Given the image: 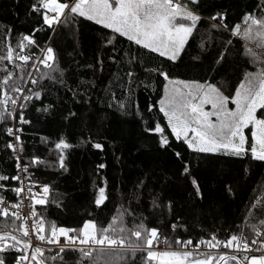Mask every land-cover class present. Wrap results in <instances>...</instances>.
<instances>
[{"label":"trees","instance_id":"obj_1","mask_svg":"<svg viewBox=\"0 0 264 264\" xmlns=\"http://www.w3.org/2000/svg\"><path fill=\"white\" fill-rule=\"evenodd\" d=\"M33 3L34 0H0V54L23 34L31 35L34 28L40 27L33 39L39 48H54L58 65L54 63L56 71L43 67L40 72L33 70L37 83L29 81L24 88L25 93L29 89L41 92L40 99L34 98L24 110L25 119L31 123H17L19 106L14 120L5 117L0 122V174L9 177L0 181L5 185L0 195L14 197L10 189L16 181L11 177L16 175L17 162L7 147L12 142L7 128L17 126L23 130L19 142L24 162L34 157L43 161L29 165L33 179L50 188L49 202L36 205V211L45 217V235L48 222L80 229L94 219L98 227L107 226L113 216L127 209L133 213L125 214L127 225L134 218L143 219L146 227L159 228L170 241L191 238L195 244L199 238L208 239L213 234L226 240L241 231L249 243L253 238L264 240V227L260 228L262 235L255 237L245 223L264 219V212L251 208L256 200L264 198V161L253 160L250 153L233 157L194 152L183 141L175 140L166 117L158 110L169 86L161 71H166L170 79L215 84L231 98L245 75L259 70L262 65L253 61L248 49L257 53L262 50L232 32L237 24L243 31L245 15L264 18V0H200L194 8L202 20L175 62L80 17L74 26H54L53 32L43 25L41 15L31 11ZM217 13L226 15L223 23L227 29L211 27L212 23L220 25L219 19H209ZM113 35L115 40L108 44ZM32 51L39 54L36 46ZM222 53L224 58L217 63ZM8 67L12 70L11 65ZM128 71L133 72L131 86ZM41 72H50L52 79L41 78ZM150 105L154 106L151 112ZM228 106L235 107L231 102ZM156 123L165 128L170 140L166 147H161L158 134L148 131ZM245 134L251 144V127L245 129ZM61 138L73 145L64 153L66 169L57 163L55 143ZM94 143H101L103 150L94 148ZM100 164L105 167L98 168ZM185 164L189 172L182 175ZM193 180L202 198L197 197ZM99 187H106L108 199L97 207ZM154 200L158 206H153ZM250 209L255 219L248 217ZM172 225H176L175 230ZM15 255L18 254H5L9 264ZM63 255L67 264H73L78 256L68 252ZM144 256L146 253L137 252L120 264H142Z\"/></svg>","mask_w":264,"mask_h":264},{"label":"snow or ice","instance_id":"obj_2","mask_svg":"<svg viewBox=\"0 0 264 264\" xmlns=\"http://www.w3.org/2000/svg\"><path fill=\"white\" fill-rule=\"evenodd\" d=\"M199 2L200 0H63V2L34 0L31 11L41 15L43 25L53 32L56 31L54 26H74L76 18L80 17L175 62L184 52L189 39L202 20V16L194 8ZM225 18L226 15L220 13L213 15L209 19L211 21L219 19L220 25L212 23L211 27L227 29V25L223 23ZM243 22L246 25L243 31L237 24L233 26L232 34L243 37L262 50L257 53L252 48L248 49L253 61L262 65L259 70L247 73L231 98L215 84L170 79L166 71H161L160 75L169 86L165 89V96L159 101L158 110L166 117L167 126L175 140L183 141L194 152L233 157H244L250 153L253 160L264 161V114L261 117L257 116L258 110L264 109V18L248 14L244 16ZM38 31L40 27L34 28L31 35L23 34L14 46L9 44L6 52L0 54V73H4L0 75V122H3L5 117L14 120L19 106L17 123L21 125L31 123L25 119L24 110L34 98L40 99L41 92H32L29 89L25 93L24 88L29 81L33 85L37 83V79L33 77V70L40 72L43 67L56 71L54 63L58 65V59L54 48L51 46L39 48L33 39ZM115 38V35L111 36L107 43L112 44ZM33 46L38 47L39 54L32 51ZM223 58L224 53L217 58V63ZM111 59L114 60L115 57ZM132 60L134 61L135 57ZM5 61L8 64H5ZM8 65L12 66V70H9ZM44 76L52 79L50 72H41V78ZM132 76L133 72L128 71L129 86ZM230 102L235 105L234 108H229ZM206 106H210V109ZM119 107L123 108L124 105L121 104ZM153 107L150 105L148 111L151 112ZM44 111H47V107ZM249 127L251 144L245 134V129ZM22 131V128H16L15 132L12 127L7 128V135L13 136L17 141V144L12 142L7 144L13 152L23 151V146L19 144L20 135L17 134ZM148 131L158 134L161 147L170 144L165 128L159 123ZM72 147L73 145L64 138L55 143V149L59 153L57 160L59 168L66 169L64 153ZM93 147L103 150L101 143H94ZM176 156L179 158L180 153L177 152ZM16 159L18 173H27L29 165L43 163L34 157L21 168L19 156ZM97 167L104 168L105 165L100 164ZM188 172L189 168L185 164L182 175ZM8 179L7 175L0 174V181ZM11 179L20 181V175ZM26 179L29 177L26 176ZM192 183L197 197L202 198L199 185L195 180ZM37 186L31 183L26 185L24 181H20V186L11 188L10 191L19 201L17 203L6 205L4 196L0 195V264H9L5 254L13 252L18 255H15L10 264H26L29 261H34L35 264H49L50 261L58 260L67 264L63 255L65 252L78 254L73 264H84V261H88L89 264H120L121 261L134 257L137 252L146 253V256L142 257V264H213L214 261L216 264L221 262L229 264L230 261L237 264L245 262L264 264V240L257 244V239L253 238L249 243L243 231L230 234L226 240L218 239L216 234L208 239L201 237L195 245L191 238L181 240L177 237L170 241L167 236L162 235L159 228L146 227L143 219L134 218L132 223L127 225L125 214L133 215L127 209L113 216L107 226L98 227L94 219L86 221L80 229L48 222V235H45V217L35 211V206H43L49 202L50 188L43 185L39 186L40 192L33 191ZM0 189H5V185L0 184ZM24 199L30 200L33 207L29 215H22L20 211H16L22 207ZM107 199L106 187H99L95 205L100 207ZM153 206H158L155 200ZM251 208L264 212V198L256 200ZM247 215L255 219L251 209ZM5 218H11L10 222ZM29 220L32 221L30 227ZM16 221L20 223L17 224ZM245 223L255 237L262 235L260 228L264 227V219H260L258 223L250 221ZM172 227L175 230L176 225ZM32 236L40 242L55 245L57 248L55 255H45L46 252H52L51 248H44L39 244L33 246ZM61 237L64 238L63 244ZM160 244H164L165 248L159 249ZM253 245L256 246L255 249ZM221 246L235 253H249L254 250L262 254L251 256L245 254L240 259L236 254H220L217 257L213 250H218Z\"/></svg>","mask_w":264,"mask_h":264},{"label":"built area","instance_id":"obj_3","mask_svg":"<svg viewBox=\"0 0 264 264\" xmlns=\"http://www.w3.org/2000/svg\"><path fill=\"white\" fill-rule=\"evenodd\" d=\"M55 27H58V26H55ZM12 128H13V131L15 132L17 126H13ZM17 134L19 135L20 133H17ZM10 137L12 138V143L13 144H17V141L15 140V138L13 136H10ZM19 144H20V142H19ZM13 155H14L15 159H16L17 156H19V158H20L19 159V163L21 165V168H23L25 162H24V160L22 158V152L17 150L16 152H13ZM16 162H17V159H16ZM16 165H17V163H16ZM18 174L20 175V181H24V183L26 185L30 184V183L38 185L37 187H35L33 189V191L40 192L41 188L39 186H43L44 184L38 183V182H36L33 179V176L31 174L30 168H28V172L27 173H24V172H19L18 173V170H17V167H16V175H18ZM26 176L29 177V179H26ZM20 181H16V186L15 187L20 186ZM21 195L23 196V194H21ZM13 196H14L13 199L4 197L5 201H6V205L8 203H17V202H19L17 197H16V195L14 194ZM32 210H33V207H32V204H31L30 200L24 199L22 207L20 209L16 210V211H20L22 215H29ZM35 211H36V206H35ZM31 223H32V221L29 220V227H30ZM71 234L72 233H70V235ZM63 243H64V238L61 237V244H63ZM259 243H260V240H257V244H259ZM32 244H33V246H36L37 244H39L41 247L51 248L52 252H54V253H56V251H57V248H56L55 245H48V244H46L44 242H40V241L36 240L35 236H32ZM193 245H195V244H193ZM252 247H253V249H255L256 246L253 245ZM164 248H165L164 244H160L159 245V249H164ZM213 251L216 253V255H220V254H228V255L236 254L238 256V258L243 257V255H245V254H247L249 256L262 254V253H259V252H255L254 250L252 252H249V253H243V252L235 253L232 250L223 248V246H221L218 250H213ZM29 256H31V252H29ZM26 264H32V261L26 262ZM245 264H247V263H245Z\"/></svg>","mask_w":264,"mask_h":264},{"label":"rangeland","instance_id":"obj_4","mask_svg":"<svg viewBox=\"0 0 264 264\" xmlns=\"http://www.w3.org/2000/svg\"><path fill=\"white\" fill-rule=\"evenodd\" d=\"M62 2V1H61ZM210 109V108H209ZM262 114H264V109H260V110H258V112H257V116L258 117H261L262 116ZM259 255H261V254H259ZM214 263V262H213ZM247 264H248V262H247Z\"/></svg>","mask_w":264,"mask_h":264},{"label":"water","instance_id":"obj_5","mask_svg":"<svg viewBox=\"0 0 264 264\" xmlns=\"http://www.w3.org/2000/svg\"><path fill=\"white\" fill-rule=\"evenodd\" d=\"M29 252H31V249L29 250ZM238 259H240V258H238ZM221 264H223V262H221Z\"/></svg>","mask_w":264,"mask_h":264}]
</instances>
